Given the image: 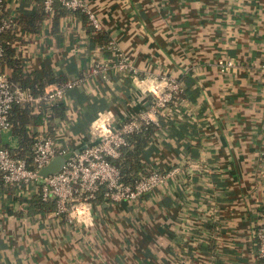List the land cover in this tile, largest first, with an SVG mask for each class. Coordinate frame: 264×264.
I'll return each instance as SVG.
<instances>
[{"label": "crops", "instance_id": "obj_1", "mask_svg": "<svg viewBox=\"0 0 264 264\" xmlns=\"http://www.w3.org/2000/svg\"><path fill=\"white\" fill-rule=\"evenodd\" d=\"M84 3L105 42L90 39L71 11L55 31L52 13L35 32L18 24L13 42L25 72L82 78L66 92L57 145L75 150L99 140L101 117L113 129L141 115L156 121L160 107L149 89L169 81L178 88L160 114L188 129L176 137L164 127L154 138L146 166L170 171L165 182L134 200L93 202L80 221L52 211L16 213L34 186H7L0 178V264H260L264 0ZM40 10L42 0H5L4 12ZM120 55L136 75L114 68ZM227 57L235 63L222 72L219 60ZM96 63L108 67L92 70ZM38 126L28 129L39 133ZM14 141L11 130L0 135L3 145Z\"/></svg>", "mask_w": 264, "mask_h": 264}, {"label": "built area", "instance_id": "obj_2", "mask_svg": "<svg viewBox=\"0 0 264 264\" xmlns=\"http://www.w3.org/2000/svg\"><path fill=\"white\" fill-rule=\"evenodd\" d=\"M54 0H42L45 13H52ZM68 9H85L84 0H59ZM5 0H0V34L5 31H13L16 34L18 23L14 19V12L5 11ZM90 23L99 28V21L94 13L85 11ZM3 45L0 38V57L3 55ZM235 62L227 57L219 60V70L224 72ZM117 70H131L134 75L132 63L123 55L114 63ZM108 65L98 64L92 68L107 69ZM264 72V63L260 65ZM136 77V76H135ZM82 78L67 79L60 83H54L45 87L43 91L34 93L29 87L12 80L8 73L0 71V135L10 129L8 113L13 104L28 105L32 112L46 113L50 106L59 100H64L66 92L77 85ZM178 85L169 81L167 88L149 89L154 96V108L163 107L171 99L172 93ZM139 118L150 120L148 115ZM138 118L125 121L117 129H113L107 117H101L95 126V132L101 138L92 143L85 144L77 152H74L63 164L61 169L47 176H41L39 169L49 162L56 154H63L66 148L59 147L55 138L46 134V121L38 126L39 133L35 136L33 144L32 161L13 155L10 150L0 142V178L7 186H34L42 199L53 198L56 216L69 221H80L83 214L89 212V205L100 187H104L103 195L110 201L134 200L144 192L151 191L168 178L170 171L151 170L143 175L134 184L124 183L119 177V171L107 158L108 155H118V147L124 143V133L138 129ZM65 127V125L60 126ZM257 257L260 264H264V221L256 227Z\"/></svg>", "mask_w": 264, "mask_h": 264}, {"label": "trees", "instance_id": "obj_3", "mask_svg": "<svg viewBox=\"0 0 264 264\" xmlns=\"http://www.w3.org/2000/svg\"><path fill=\"white\" fill-rule=\"evenodd\" d=\"M52 9V30H57L59 18L68 12H73L79 15L85 25V30L90 39L102 43L108 40L103 31L96 29L88 18V14L81 9H68L59 0L53 1ZM48 14L43 10L37 12H14V19L18 24L23 25L31 32L39 30L41 22ZM3 45V55L0 57V71H4L6 67L11 68L10 78L19 82L23 86L29 87L34 93L43 91L45 87L52 83H60L67 79L65 77L54 75L51 71H44V75L40 76L35 71L25 72L23 70V61L19 51L16 50L13 42L18 38V35L13 31H5L0 34ZM173 99V96L170 100ZM169 100V101H170ZM65 100L54 102L46 113L32 112L28 105L13 104L8 113L10 121V129L15 141L4 144L13 155H18L25 158L29 163L32 161L33 144L35 136L38 133L35 130H29L28 124L40 125L44 119L46 121V134L53 136L54 130L66 118ZM170 103V102H169ZM168 103V104H169ZM167 103L161 108H167ZM160 111H157V120H143L138 118V129L124 133L125 142L118 147V155H108L107 158L112 162L119 171L120 179L127 184H134L143 175L148 174L151 169H148L146 163L149 160L150 149L153 148L154 138L160 133V130L166 127L176 137L185 136L188 127L186 124L176 125L175 119L166 118L163 120ZM183 145V142H182ZM188 143L184 144L186 149L190 148ZM72 150L71 148L66 151ZM160 171V170H158ZM104 187H100L96 193L93 202H100L105 199ZM55 202L53 198L46 200L42 199L41 194L36 190L31 197L25 202L24 209L16 211V213L36 214L41 212H50L54 210ZM259 222L258 224H260ZM258 226V225H257Z\"/></svg>", "mask_w": 264, "mask_h": 264}, {"label": "water", "instance_id": "obj_4", "mask_svg": "<svg viewBox=\"0 0 264 264\" xmlns=\"http://www.w3.org/2000/svg\"><path fill=\"white\" fill-rule=\"evenodd\" d=\"M85 145H82L81 147H84ZM80 147V148H81ZM80 148H77L75 150H68L64 152L63 154H56L49 160L48 163H46L44 166H42L39 169V174L41 176H47L49 174L55 173L61 169L63 164L66 162V160L74 153L77 152Z\"/></svg>", "mask_w": 264, "mask_h": 264}, {"label": "rangeland", "instance_id": "obj_5", "mask_svg": "<svg viewBox=\"0 0 264 264\" xmlns=\"http://www.w3.org/2000/svg\"><path fill=\"white\" fill-rule=\"evenodd\" d=\"M94 15H95V13H94ZM96 16V15H95ZM97 17V16H96Z\"/></svg>", "mask_w": 264, "mask_h": 264}]
</instances>
